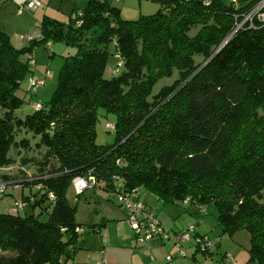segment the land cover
I'll return each instance as SVG.
<instances>
[{"label":"trees","instance_id":"obj_1","mask_svg":"<svg viewBox=\"0 0 264 264\" xmlns=\"http://www.w3.org/2000/svg\"><path fill=\"white\" fill-rule=\"evenodd\" d=\"M152 1L155 14L126 21L108 0H86L66 24L44 17L38 37L20 49L0 31V168L13 162L12 149H30L19 131L45 150L39 176L21 185L38 194L20 201L29 212L0 213V264H63L83 248L86 231L66 194L88 173L92 188L111 195L135 190L140 200L143 189L161 204L212 207L221 234H248L247 263L264 264V25L239 30L220 48L235 15L257 0ZM54 43L74 53L50 99L15 118L32 49ZM110 58L117 64L105 78ZM100 111L114 117L111 144L95 142ZM197 236L207 238L195 228Z\"/></svg>","mask_w":264,"mask_h":264},{"label":"rangeland","instance_id":"obj_2","mask_svg":"<svg viewBox=\"0 0 264 264\" xmlns=\"http://www.w3.org/2000/svg\"><path fill=\"white\" fill-rule=\"evenodd\" d=\"M25 1L0 0V31L9 37L11 45L16 49L26 46L27 41L38 37L39 23L44 17L66 24L70 12L74 9H82L86 4V0H38L41 4L40 7L26 9L23 7ZM108 2L119 10L121 19L126 21H135L141 16H149L159 10L158 4L152 0H108ZM194 32V30L190 31L189 36H193ZM227 41L228 39L221 44L220 48ZM73 53L72 48L61 43L48 44L47 46L36 45L32 49L33 65L30 64L32 74L28 78L44 77L45 81L44 85L35 91V94L27 90V78L21 82L16 96L23 100V105L14 112L15 118L23 119L33 112V103L42 104L50 99L64 58ZM26 58L27 55L24 56V59ZM195 61L199 63L201 58H196ZM116 64L114 58L108 60L105 78L111 76ZM176 79L177 75L174 73L171 78L159 81L153 88L152 94L155 95L161 88L170 86ZM3 112L0 109V118ZM101 115L103 113L100 111L95 127V142L97 145L111 144L113 143V129L109 130L107 124L113 125L114 117ZM23 138L28 140L30 149L27 151L12 149L10 156L13 162L7 167L0 168V183L7 182L5 194L0 199V213L23 216L24 213L29 212V209L23 206L21 207L22 209L25 207L23 210H18L14 207V203L31 194L38 195L34 189L21 188V185L29 183L39 176L38 162L41 161L45 150L35 148L37 139L30 138V134L25 131H19L17 141ZM23 160L26 161L25 164L22 163ZM13 185L20 187L14 188ZM66 198L69 205L75 207L74 220L84 227L86 237L83 248L63 264H101L104 262L105 264H163L167 256L172 258V264H248V234L245 231H238L232 236L221 234L212 207L202 213L195 205L161 204L158 201L155 202L153 197L143 189L139 191L140 200L145 201L147 207L152 209L157 217L159 215L166 217L171 224L169 227L173 228L172 226H174V230H185L189 225L195 226L198 233L205 234L209 241H218L219 247L207 256L201 251L195 250L196 239L193 234H190L188 241L183 240L179 245H175L169 240L154 249L141 243L134 245L132 237L126 236L128 235L125 233L127 231L123 232L121 229L119 231L121 221L118 218L125 210L119 206L113 195L98 187L83 190L79 196L70 187ZM38 213L39 210L36 209L35 214ZM45 218V214H42L40 220L44 221ZM124 221L129 227L127 214ZM163 226L161 225L165 232L174 233ZM91 228L95 229L94 232H89ZM97 228L101 230L100 235L96 232ZM121 233L126 238L118 240ZM156 238L158 239V237Z\"/></svg>","mask_w":264,"mask_h":264},{"label":"built area","instance_id":"obj_3","mask_svg":"<svg viewBox=\"0 0 264 264\" xmlns=\"http://www.w3.org/2000/svg\"><path fill=\"white\" fill-rule=\"evenodd\" d=\"M233 5L238 4V0H228ZM41 4L38 0H26L24 3V8L26 9H36L40 7ZM234 27L229 39L236 32L242 30L243 28H254L260 25H264V0H257V2L247 11L242 12L234 17ZM29 64L33 65V61ZM44 77L32 78L30 77L27 81L28 89L32 92H35L40 86L44 85ZM33 109L38 110L39 105L33 103ZM109 130L113 129V125L107 124ZM101 184V183H100ZM72 188L79 194L83 190L92 188L95 185L94 178L90 173L85 177H76L72 180ZM6 184L0 183V199L5 192ZM115 197L116 202L122 207L126 214L129 227L132 234V242L134 245L141 243L146 245L147 242L153 238H160L163 241H171L175 245H179L181 241H188L190 239V234H194L195 228L193 226L187 227V229L181 231L180 233H167L161 227L159 221L157 220L154 211L145 206L143 202L138 199L137 193L135 190L129 193L123 192H113L112 194ZM51 198V196H50ZM52 199V198H51ZM24 206L22 202H15L14 207L18 210H21ZM77 233H81V229L76 228ZM196 239V245L199 246L202 250L212 252L215 248V242L209 241L205 237H194ZM101 264H105L101 263ZM163 264H172V258L167 256Z\"/></svg>","mask_w":264,"mask_h":264},{"label":"crops","instance_id":"obj_4","mask_svg":"<svg viewBox=\"0 0 264 264\" xmlns=\"http://www.w3.org/2000/svg\"><path fill=\"white\" fill-rule=\"evenodd\" d=\"M242 1V0H241ZM14 188H18V187H14ZM153 200L155 201V202H157V200L155 199V198H153ZM145 202V201H144ZM145 204L147 205V203L145 202ZM158 205V204H157ZM148 206V205H147ZM123 211V210H122ZM124 213V214H123ZM155 214V216H156V218H157V220L159 221V223H160V225H164L165 227H167V228H169L170 229V231L171 232H174V233H176V232H179V231H181V230H183V229H178V230H174V226H172L173 228H171V227H169V226H171V224H169V222L167 221V218L166 217H164L163 215H159V217H157V214L156 213H154ZM120 221H121V223L119 224V231H120V229L124 232V231H127V232H125V233H127L128 235H126V236H129L130 238H131V230H130V227H128V224H126L125 223V221H124V219L126 220V213L123 211L122 213H121V216L118 218ZM163 226V227H164ZM89 232H94V230H90ZM96 232L97 233H99L98 235H100V233H101V230H96ZM198 232V231H197ZM123 233H121V235H119V238H118V240L119 239H124V238H126V236H124V235H122ZM205 235V234H204ZM86 237V236H85ZM85 239V238H84ZM161 244V241H160V239L158 238H155V239H152L151 241H149L146 245L149 247V248H155V247H157L158 245H160ZM152 264V263H151ZM154 264V263H153Z\"/></svg>","mask_w":264,"mask_h":264},{"label":"water","instance_id":"obj_5","mask_svg":"<svg viewBox=\"0 0 264 264\" xmlns=\"http://www.w3.org/2000/svg\"><path fill=\"white\" fill-rule=\"evenodd\" d=\"M241 2V0H238V3H240Z\"/></svg>","mask_w":264,"mask_h":264}]
</instances>
